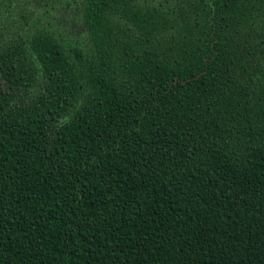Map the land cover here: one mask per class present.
<instances>
[{"label": "trees", "instance_id": "16d2710c", "mask_svg": "<svg viewBox=\"0 0 264 264\" xmlns=\"http://www.w3.org/2000/svg\"><path fill=\"white\" fill-rule=\"evenodd\" d=\"M0 264H264V0H0Z\"/></svg>", "mask_w": 264, "mask_h": 264}]
</instances>
